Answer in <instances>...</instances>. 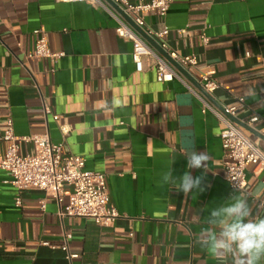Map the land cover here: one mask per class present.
I'll list each match as a JSON object with an SVG mask.
<instances>
[{
  "label": "crops",
  "instance_id": "1",
  "mask_svg": "<svg viewBox=\"0 0 264 264\" xmlns=\"http://www.w3.org/2000/svg\"><path fill=\"white\" fill-rule=\"evenodd\" d=\"M99 1L0 0V156L9 118L17 137L48 132L65 154L84 157L85 169L104 173L109 203L119 216L110 226L61 217L52 196L38 188L17 190L0 170V264H232L231 257L218 261L197 242L210 211L238 194L222 174L223 123L202 111L198 95L219 110L243 97L232 119L264 150V0H174L165 15L144 12L137 26L153 44L165 41L178 54L196 57L194 68L180 65L186 75L107 1ZM118 19L180 78L158 81L147 63L136 71L132 41L116 32ZM164 27L168 33L156 35ZM41 34L51 51L64 53L58 61L29 57ZM206 69L218 83L210 98L199 83ZM114 98L121 107L104 109ZM44 104L57 120L45 117ZM181 120L190 125L186 134L196 151L208 154L207 170L187 168ZM19 152L33 153L34 147L23 142ZM170 169L176 177L203 176L205 190L185 196L161 186ZM262 178L264 169L246 167L240 191L249 194L254 217H264V191H257ZM65 233L77 257L68 259L61 249Z\"/></svg>",
  "mask_w": 264,
  "mask_h": 264
},
{
  "label": "built area",
  "instance_id": "2",
  "mask_svg": "<svg viewBox=\"0 0 264 264\" xmlns=\"http://www.w3.org/2000/svg\"><path fill=\"white\" fill-rule=\"evenodd\" d=\"M65 1L100 3L99 0ZM173 1L141 0L138 3H132L129 0H113L138 26H142L144 23V12L155 10L160 15H165ZM118 22L117 34L132 41L131 57L136 71H142L147 63L155 70L158 81L166 82L171 81L174 77L180 78L173 66L149 47L131 27L119 19ZM168 31V27H164L156 35L163 36ZM183 31V29L177 30L179 33ZM201 37L203 42H206L205 35L202 34ZM159 45L169 58L182 67L190 69L196 66L197 59L195 56L180 55L169 49L165 41ZM63 55V52H55L49 49L44 34L36 39L33 50L29 53L30 58L47 57L53 62L58 61ZM199 83L209 95L218 87V83L209 69L200 73ZM198 97L203 103L202 111L210 110L223 123V128L220 131L223 177L232 190L237 191L234 185H237L240 190H244L246 187V167L255 165L264 169V150L232 119L238 108L244 104V98L239 97L236 105L223 107L222 110H219L209 104L205 98L199 95ZM43 113L45 117L50 116L53 120H57L59 117L46 104L43 105ZM256 119L257 117H253L250 120ZM1 139L5 140L7 145L4 154L0 156V170L6 173L7 182L17 190L38 188L45 194L52 196L59 206L61 217L91 218L99 225L110 226L119 216L118 211L109 203L104 173L85 169L84 157L65 154L62 142H53L48 132L17 137L13 132L12 120L9 118L7 128ZM23 142L31 143L34 152L21 154L19 149ZM262 183H264V178H262ZM15 203L20 204L19 196L16 197ZM259 205L264 207V198L259 200ZM41 207L44 208L43 201H41ZM70 238L71 234L65 233L64 243L61 245V249L66 252L68 259L77 257L76 253L69 252L67 241Z\"/></svg>",
  "mask_w": 264,
  "mask_h": 264
},
{
  "label": "clouds",
  "instance_id": "3",
  "mask_svg": "<svg viewBox=\"0 0 264 264\" xmlns=\"http://www.w3.org/2000/svg\"><path fill=\"white\" fill-rule=\"evenodd\" d=\"M260 103H264L261 98ZM104 109L121 107V102L113 99L106 103ZM182 137L181 144L188 169H205L208 167L209 156L206 152H197L194 139L186 133L190 125L184 120L179 122ZM171 185L185 196L194 189L204 191L203 176L193 177L184 172L180 177L172 174V170L163 173L160 185ZM238 194L230 197L220 206L213 208L207 217L208 227L202 228L197 242L218 261L232 258V264H262L264 262V217L253 216L248 193L240 191L234 185ZM257 191H264V184Z\"/></svg>",
  "mask_w": 264,
  "mask_h": 264
},
{
  "label": "water",
  "instance_id": "4",
  "mask_svg": "<svg viewBox=\"0 0 264 264\" xmlns=\"http://www.w3.org/2000/svg\"><path fill=\"white\" fill-rule=\"evenodd\" d=\"M107 1L118 13H120L125 20L129 23V25L136 30L138 33H140L143 37H145L162 55H164L168 61L177 69L179 70L181 73H183L184 75H186V72L182 69V67L180 65H178L176 62H174L173 60L169 59L168 56L164 53V51L162 49H160L159 46L153 44V41L147 37V35L144 33V31L139 28L133 21L132 19L126 15V13H124L112 0H105ZM208 98H210V96L208 94H206ZM236 123H238L237 121H235ZM239 125H241L240 123H238ZM243 127V125H241Z\"/></svg>",
  "mask_w": 264,
  "mask_h": 264
}]
</instances>
